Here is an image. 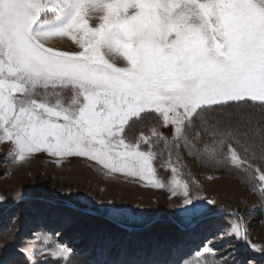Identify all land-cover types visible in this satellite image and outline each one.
I'll return each mask as SVG.
<instances>
[{"label": "snow or ice", "instance_id": "1", "mask_svg": "<svg viewBox=\"0 0 264 264\" xmlns=\"http://www.w3.org/2000/svg\"><path fill=\"white\" fill-rule=\"evenodd\" d=\"M181 142L203 166L259 183L264 199V0H0V143L11 146L13 163L41 153L57 164L84 158L106 176L120 173L181 197L185 223L220 216L224 207L194 196L195 181L180 176L172 148ZM111 211L118 220L120 210ZM228 216L218 238L243 241L264 258L239 213ZM30 235L46 246L18 247L24 264L46 253L69 264L67 244L38 230ZM218 250L202 245L191 264H228Z\"/></svg>", "mask_w": 264, "mask_h": 264}, {"label": "rangeland", "instance_id": "2", "mask_svg": "<svg viewBox=\"0 0 264 264\" xmlns=\"http://www.w3.org/2000/svg\"><path fill=\"white\" fill-rule=\"evenodd\" d=\"M49 43L62 49L71 47L67 38H53ZM162 132L170 138L168 129ZM161 150L167 158V150ZM172 152L173 160L183 166L180 176L195 181L190 186L192 194L215 199L225 209L220 216L199 217L188 224L183 219L181 197L169 198L166 189L147 186L120 173L106 176L99 165L80 157L64 158L57 164L55 158L41 153L13 163L11 146L0 143V245H4L0 247V259L24 264L18 247L27 245L38 252L46 246L30 235L38 230L51 236V241L63 242L74 250L69 264L127 258L191 264L204 244L215 245L219 249L216 256H225L228 264H244L249 259L264 264V258L243 241H222L216 235L228 224V213L237 211L251 243L264 247L260 184L254 187L245 183L235 171L203 166L188 155L182 142ZM177 152L181 159L176 158ZM158 172L166 180L171 178L170 169L159 168ZM112 209L120 210L116 213L118 220L112 218ZM86 210L93 217L86 216ZM104 220H112L135 234H127ZM155 223L162 225L147 230ZM36 260L38 264H56V258L47 253L37 255Z\"/></svg>", "mask_w": 264, "mask_h": 264}, {"label": "trees", "instance_id": "3", "mask_svg": "<svg viewBox=\"0 0 264 264\" xmlns=\"http://www.w3.org/2000/svg\"><path fill=\"white\" fill-rule=\"evenodd\" d=\"M72 212V211H71ZM73 213H75V212H73ZM86 216H92L93 214H91V213H86L85 214ZM93 217V216H92ZM95 217V216H94ZM105 222H108V223H111V222H109V221H106V220H104ZM112 224V223H111ZM156 224H158V223H155V224H152V226H150L149 228H147V230H150V229H154V228H156V227H158V226H155ZM159 226L160 225H162V224H158ZM154 227V228H153ZM177 228H178V230H181V227H179L178 225L176 226ZM123 229V228H122ZM124 231H125V233H127V234H135L134 232V230L133 231H128L127 229H123ZM145 230V229H144ZM138 231H136V233H137ZM140 233H142V232H140ZM182 233H184V232H182ZM180 235H182V234H180Z\"/></svg>", "mask_w": 264, "mask_h": 264}, {"label": "water", "instance_id": "4", "mask_svg": "<svg viewBox=\"0 0 264 264\" xmlns=\"http://www.w3.org/2000/svg\"><path fill=\"white\" fill-rule=\"evenodd\" d=\"M85 213H90V212H88L87 210L86 211H84ZM109 222H112V224H114V225H118L119 227H121V228H123V229H127V227H124V226H122V225H120V224H118V223H116V222H114V221H112V220H108Z\"/></svg>", "mask_w": 264, "mask_h": 264}, {"label": "bare ground", "instance_id": "5", "mask_svg": "<svg viewBox=\"0 0 264 264\" xmlns=\"http://www.w3.org/2000/svg\"><path fill=\"white\" fill-rule=\"evenodd\" d=\"M64 43V42H63ZM159 224V223H158ZM157 225V224H156ZM154 228V227H153Z\"/></svg>", "mask_w": 264, "mask_h": 264}]
</instances>
